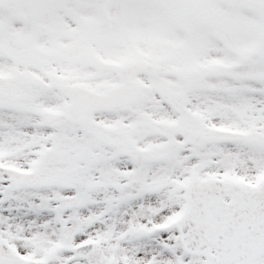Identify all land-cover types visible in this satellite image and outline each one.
<instances>
[{"label": "snow or ice", "instance_id": "snow-or-ice-1", "mask_svg": "<svg viewBox=\"0 0 264 264\" xmlns=\"http://www.w3.org/2000/svg\"><path fill=\"white\" fill-rule=\"evenodd\" d=\"M0 264H264V0H0Z\"/></svg>", "mask_w": 264, "mask_h": 264}]
</instances>
